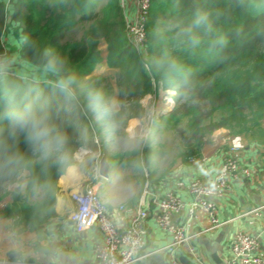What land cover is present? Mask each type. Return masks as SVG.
I'll return each mask as SVG.
<instances>
[{"label":"trees","instance_id":"trees-1","mask_svg":"<svg viewBox=\"0 0 264 264\" xmlns=\"http://www.w3.org/2000/svg\"><path fill=\"white\" fill-rule=\"evenodd\" d=\"M100 2L18 0L10 13L0 0V56L6 53L2 37L11 15L23 26L20 59L53 79L0 78V219L22 231L39 233L56 217L57 182L75 163L72 157L105 125L112 127L109 134L126 138L128 122L143 118L141 102L156 86L176 96L151 129L160 135L183 127L190 152L221 129L264 136V0H152L143 56L128 41L119 0L97 9ZM79 27L81 38L66 41ZM102 42L106 64L117 71L116 88L107 77L92 75L104 61ZM33 101L67 137V161L62 152L44 156L15 123V114ZM91 107L99 109L101 121L93 123ZM151 148L147 143L133 161L149 167ZM14 183L11 194L4 191Z\"/></svg>","mask_w":264,"mask_h":264},{"label":"crops","instance_id":"crops-1","mask_svg":"<svg viewBox=\"0 0 264 264\" xmlns=\"http://www.w3.org/2000/svg\"><path fill=\"white\" fill-rule=\"evenodd\" d=\"M17 1L6 0L10 13ZM106 1L101 0L96 8L102 9ZM119 2L125 18L131 19L135 0ZM22 27L19 22L12 21L9 15L2 37L7 55L6 68L13 70L20 78L31 75L34 70L20 59V50L26 43L21 33ZM100 50L104 61L94 73L102 66L110 68L105 62L107 54L103 53V50L107 52L105 42L101 43ZM108 68L104 67L105 70ZM137 126L138 119L128 122L126 138L135 137ZM112 135L108 133L107 139ZM110 147L111 144L102 145L103 151L100 149L98 154L85 157L83 163L74 160L76 168L73 171H69L71 166L67 168L57 182L56 217L39 233L22 231L20 227L15 228L13 222L0 219V264H99L94 247L103 240L101 232L94 227L78 234L69 219L75 208L72 194L83 192L89 187H94L98 192L110 218L120 230L129 227L140 202L145 203L143 208L149 213L145 223L144 254L147 257L139 264H170L174 257L178 258L180 264H228L232 257L231 243L238 232L255 236L259 243L258 251L264 253V209H261L264 206V136L258 139L234 136L228 130L221 129L212 134L210 140H204L197 151L190 152L181 146L182 151L167 163L158 162L167 155L164 149L152 146L154 157L149 167L145 164L135 166L129 158L142 149L112 153ZM232 147L239 148L234 156L251 174L248 178L239 176L232 180L226 195L214 200L217 219L222 225L209 230L210 220L200 216L193 222L191 229L195 237L173 254L169 253L166 248L171 244L172 236L156 222L159 201L165 195L172 194L184 203L191 202L193 196L189 190L190 184L197 180L209 183L231 156ZM102 156H106L111 165L107 180L95 173ZM256 209H261L258 214L253 213ZM186 217L185 209L175 215L172 221L175 225H182ZM190 249L194 250L193 253Z\"/></svg>","mask_w":264,"mask_h":264},{"label":"built area","instance_id":"built-area-1","mask_svg":"<svg viewBox=\"0 0 264 264\" xmlns=\"http://www.w3.org/2000/svg\"><path fill=\"white\" fill-rule=\"evenodd\" d=\"M152 0H135L134 16L126 19V34L128 41L141 55L146 54L147 23ZM6 53L0 56V78L18 77L13 70L6 69ZM239 148H231V156L222 164L216 176L209 182L193 181L189 190L193 200L189 203L182 202L178 197L167 194L158 203L159 213L156 218L158 226L171 234L172 242L166 248L173 254L178 248L187 245L194 237L191 233L193 222L200 216H206L211 223L209 230L220 227L222 224L217 219V207L214 200L226 195L231 187V181L239 176L250 177V170L243 168L234 156ZM98 174V167L95 169ZM75 204L69 219L74 224L78 234H82L97 227L103 236L102 242L94 247V254L99 264H139L147 257L144 254L146 246L145 223L149 213L140 202L129 227L120 230L110 218L106 205L102 202L94 187H89L83 192L72 194ZM123 209V207L121 208ZM187 211V217L182 225H175L173 217L181 211ZM264 209V206L261 208ZM261 209L253 213L258 214ZM259 243L255 236L238 232L231 243L232 257L228 264H264V253L258 251ZM193 253V249H190ZM170 264H180L177 257L171 259Z\"/></svg>","mask_w":264,"mask_h":264},{"label":"rangeland","instance_id":"rangeland-1","mask_svg":"<svg viewBox=\"0 0 264 264\" xmlns=\"http://www.w3.org/2000/svg\"><path fill=\"white\" fill-rule=\"evenodd\" d=\"M82 33L83 31L81 27L76 28L73 30L72 33L69 34L66 41L78 40L81 38ZM103 53L107 54V52L104 50H103ZM104 67L108 68L107 66H102L97 72L93 73L92 75L93 76L95 75L96 77H98V76H101L102 74L103 76L107 77L108 80L111 81V83L113 84V87L116 88V76L115 75L117 71L111 70L110 68H108V70H105ZM38 74L39 75L33 72V75H28L27 77H23L22 79L24 82H32V80L34 79L35 80L43 79V81L47 83H50V81L53 82L52 78L47 77V76L42 77L41 73H38ZM93 76L87 77L85 79V82H87L89 78ZM156 88H157L156 89L157 92L154 95L146 96L141 102L143 107L145 108V114L143 118L138 119L137 130L134 134L135 137L129 139V138L120 137L118 135H112L109 139H107L108 138L107 134L109 130L112 129V127L105 125L104 132H102L101 135L96 134V132H93V139L89 147H84V148L79 149L75 155L79 154L83 156L84 151L87 150L86 157H91L93 155L98 154L100 149L102 150V145L108 146L109 144H111L110 149L112 150L110 151L112 153H116L118 150L121 152V150H126V149H133V150L140 149L141 150L145 147L147 143L150 142L153 147H156L158 149L160 148L161 150L164 149L163 151L167 153L165 158L160 159L158 162H161V163L170 162L174 156H176L178 153L182 151L181 146H184L187 140L183 139V134H182L184 133L183 127L181 129H178L177 131H166L160 135L156 134L154 129H151L152 123L155 120H157V118L161 114H163V112L166 109H169L171 106L174 105V102H175L174 97L176 96V92L173 89L163 90L161 86H156ZM118 105H119L118 101L114 99L112 101V108L114 110H117ZM90 110L93 113V117H92L93 123H94V120L95 121L102 120L101 115L99 114L100 111L98 108L91 107ZM102 137L104 138L103 141H101ZM211 137L212 135L205 138V140H210ZM129 158L133 160L132 156H129ZM133 164L137 166V163H135L134 161H133ZM141 173L145 175V172L142 170H141ZM16 187H17V183L6 184L4 186V191L11 194L12 191ZM35 198L36 197H34L33 199Z\"/></svg>","mask_w":264,"mask_h":264},{"label":"clouds","instance_id":"clouds-1","mask_svg":"<svg viewBox=\"0 0 264 264\" xmlns=\"http://www.w3.org/2000/svg\"><path fill=\"white\" fill-rule=\"evenodd\" d=\"M14 121L21 129L27 130L29 141L44 156H48L52 152H62L61 159L65 161L69 159L67 153L64 152L67 137L49 122L47 112L39 101L26 104L22 111L15 114ZM86 156L87 150L84 151L83 156L77 154L72 159L83 163ZM75 168L76 165L73 164L69 171H73Z\"/></svg>","mask_w":264,"mask_h":264},{"label":"water","instance_id":"water-1","mask_svg":"<svg viewBox=\"0 0 264 264\" xmlns=\"http://www.w3.org/2000/svg\"><path fill=\"white\" fill-rule=\"evenodd\" d=\"M111 170V165L108 162V159L106 156H102L99 167H98V174L103 179H109V174Z\"/></svg>","mask_w":264,"mask_h":264}]
</instances>
